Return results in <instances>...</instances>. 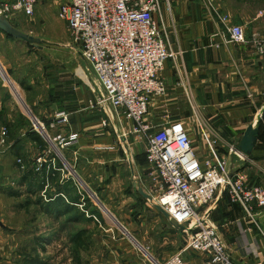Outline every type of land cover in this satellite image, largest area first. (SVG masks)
<instances>
[{"label":"crops","instance_id":"obj_1","mask_svg":"<svg viewBox=\"0 0 264 264\" xmlns=\"http://www.w3.org/2000/svg\"><path fill=\"white\" fill-rule=\"evenodd\" d=\"M251 1L162 0L160 11L169 32L168 43L180 55L175 60L168 58L164 61L159 76L165 84V92L150 98L144 119L152 129H160L171 122H182L199 160L206 156L209 140H214L218 152L227 158L232 175L243 174L248 183L264 186V56L257 55L248 44L230 41L227 23L221 21L214 11L217 8L228 15V24L243 26L247 36L254 32L264 33V17L262 13H253ZM5 3L11 2L1 3L0 7ZM78 63L74 74L79 79V71L86 76L89 74L93 81V84L87 81L90 92L81 86V81H73L75 77L70 69L60 68L56 78L48 82L52 84L48 96L39 93L29 96L28 90H25L23 94L26 97L22 95V101L30 110L31 106H35L37 113L33 112L34 115L43 121L51 120L57 113L67 115V122L58 124L56 130L78 133V142L67 151L68 159L88 191L91 195L95 194L99 201L111 203L115 201L113 196L120 194L133 200L134 195L139 194L132 185L134 178H138L144 191L151 194L153 181L150 182L144 147L140 145L142 152H139L130 136L125 135L131 122L108 104L93 109L87 106L88 101L102 95L103 90L92 70H85ZM11 79L17 91V82ZM39 83V87L45 84L48 89L46 81ZM4 86L0 73V130L5 127L7 133L13 131L12 135H15L17 131L20 134L17 133L14 138L7 136V150L0 153V264H35L31 259L47 264V258H53L48 248L62 238L68 241L69 248L65 249H69L67 253L73 261L68 239L71 222L65 221L66 214L54 217L39 212L34 204L26 208L22 207V201L7 199V196H23L26 191L20 190L25 183H19L17 190L20 195H8L3 180V157L16 149L17 152L22 151V142L25 141L33 153L28 154L25 150L23 154L20 152L19 157L28 168L38 149L35 142L25 135L31 130L30 126H25L29 118L14 107V97L12 99L3 93ZM28 109L24 108L27 114ZM258 116H261V125L251 153L239 157L229 152V148H235L246 127ZM124 142L129 148L130 159L123 151ZM30 158L32 163L27 165ZM55 182L59 183L58 178ZM74 189L68 193L58 191L51 180V187L44 192L45 198L42 196L43 188L35 191L33 198L40 196L47 201L51 199L47 193L53 197L60 195L81 211L86 194L77 187ZM69 196L77 197L79 201L70 202L69 199L73 198ZM83 211L86 216H91ZM201 215H206L207 221L216 227L225 249L237 264H264V208L256 209L253 219L249 218L238 203L229 200L226 189L221 188L209 203L202 206ZM72 224L81 227V220L77 219ZM140 225H144V220ZM41 226L45 233L41 232ZM156 234L165 242L166 233L157 229ZM168 235L172 237L170 245L162 251L160 244L146 230L139 236L133 234L132 241L124 237L117 239L116 235L109 233V239L102 248L93 250L89 256L91 260L86 264H135L142 258L138 252L145 253L144 249H149L148 246H152L154 251H162L157 256L152 255L155 259L164 260L183 247L188 238L187 232L174 228ZM39 237L46 240L38 242ZM78 257L77 264H81V249L78 250ZM184 258L185 264H210L205 253L187 251Z\"/></svg>","mask_w":264,"mask_h":264},{"label":"built area","instance_id":"obj_2","mask_svg":"<svg viewBox=\"0 0 264 264\" xmlns=\"http://www.w3.org/2000/svg\"><path fill=\"white\" fill-rule=\"evenodd\" d=\"M162 0H65L57 16L66 23L75 44L89 63L103 93L88 101V107L110 105L131 122L125 133L132 143L142 144L146 164L152 176L159 204L177 223L191 221L183 247L164 260L144 255L135 264H185L184 253H205L210 264H237L228 254L216 227L201 222V208L209 203L218 189H226L228 198L238 203L249 218L256 209L264 208V186L250 184L243 174L229 176L227 158L221 155L214 140H209L206 156L199 160L191 145L189 133L180 121L152 129L145 121L149 100L163 94L165 84L159 76L164 61L175 60L179 51L168 43L169 32L161 18ZM37 0H14L0 7L6 17L12 12L31 16ZM227 23L229 39L250 45L264 56V33L246 35L243 26L230 23V18L214 9ZM260 13V12H259ZM32 128L45 141L44 149L34 157V172L46 169L42 196L51 187L58 173L59 183L71 180L80 189L81 179L66 155L78 142V133L58 132V124L67 122V115L57 113L49 121L32 114ZM55 131L54 133H52ZM7 129L0 130V153L7 149ZM229 152L243 155L230 147ZM20 169L26 166L16 159ZM57 180V179H56ZM64 196V195H63ZM153 197V196H152ZM96 219V218H95Z\"/></svg>","mask_w":264,"mask_h":264},{"label":"rangeland","instance_id":"obj_3","mask_svg":"<svg viewBox=\"0 0 264 264\" xmlns=\"http://www.w3.org/2000/svg\"><path fill=\"white\" fill-rule=\"evenodd\" d=\"M63 1L65 0H37V4L31 16H25L21 12H12L8 15L7 18L18 28L28 33L44 36V38L49 41L72 44V35L67 28L66 23L57 16V9ZM4 2H12V0H0V5ZM250 6H253V13L260 12L262 13L261 16L264 17V0H252ZM0 59L1 64L3 61L2 66L5 72L4 73L0 69L2 80L5 84V86L2 87L5 91L3 93L10 98L12 97V99L14 97V107L18 110H22L25 113L26 117L29 118V120H26V124L25 122H23V124L28 127L30 125L32 126L30 121V114H34L37 112L34 109L35 106L34 108L31 106V110L29 109L30 112L32 111L31 113L29 112V114H27L25 112L24 108L26 107V102L24 103L22 101V95H25L26 97V94H23L25 90H28L29 96L31 94L37 93L44 95V97L48 96L52 89V84L48 82H51L52 79L56 78V75L60 71V68L70 69L72 72L71 75L75 77L73 81H81V86L86 87L87 91L89 92L90 89L87 85V81L90 82V84H93V81L88 73L86 76L82 74L81 71H79L81 79H79L74 74L75 68L78 67L77 65L79 64V61L73 54L51 48H28L22 43L12 41L11 38L6 37L3 34H0ZM11 78H13V80L17 82V84L15 83V87L17 88L18 92L15 91V89L11 85V82L9 81H12ZM40 81H46L48 83V89L45 87V84L42 85V87H39L38 85L41 84L39 83ZM20 82H22L23 85H21ZM54 132L55 131H53L52 133ZM17 133L18 132L16 131L15 135H17ZM12 134H14L13 131H10V133L8 132V136L10 138L15 137V135ZM140 145L142 144H135L137 149L140 150L139 152H142V147ZM22 147V151H10L8 154H6V156L3 157V164L5 165L2 169V171H4L3 180L7 189H19L18 187H20L19 180L24 174L18 167L16 161V159L20 156V152L21 154H23L26 150L28 154L33 153V150L31 152L29 151L30 146L28 143L26 144L25 141L22 142ZM123 151L125 152L124 147ZM66 155L68 156V154ZM32 158L29 159V163H27V165H31L33 160ZM148 174L151 177V182L152 176L149 169ZM79 186L81 191H83V193H85L86 196H88V198L91 200L92 204L94 205L95 211V215L91 214V212L89 211V215H91L89 216L91 217L90 221L81 220V227H84V229H86L87 231V243H85V247H81V264L90 262L91 257L89 256H91V253L93 252V250H95V248H102L103 243L106 242L107 239H109V233L111 235H116L117 239L120 237H124L132 241L131 236L133 234L139 236L140 233L146 230V233H148L150 237H152L156 242H158V244H160V250L164 251L166 249L165 247L170 245L169 240L172 239V237L168 234L172 233L173 227L153 207V205L141 195H134L133 200L122 194L118 196L114 195L113 200L115 201L111 203H103L102 201H99L100 199L98 200L95 197V194L91 195L82 181L79 183ZM20 190L26 191V186L22 187ZM151 192L153 198L154 196H157L156 191L152 190ZM25 197L26 193H23V196L21 195L18 198H9L7 196V199L9 201L23 202ZM116 220L124 228L120 226ZM143 220L144 225L142 226L140 225V223ZM157 229L162 230L164 233H166L164 240L165 242H163L162 238L158 239L156 234ZM41 232L45 233L43 226H41ZM55 233L57 235L61 234L58 232ZM63 239L64 238L58 240L57 242H55V244H52V246L48 248L50 251L49 255L52 254L53 258L50 257L51 260L50 258H47V264H75L73 263L74 259H72L73 261L69 259V255L67 253L69 249L68 251L67 249H65V247L69 248L68 241H65ZM145 248L148 253H151V256H157L158 253L161 254L162 252H158L156 250L154 251L152 249V246H148L149 249H147V247ZM138 253L141 256L147 255L146 252L144 253L141 250ZM127 263H131V261H127Z\"/></svg>","mask_w":264,"mask_h":264},{"label":"trees","instance_id":"obj_4","mask_svg":"<svg viewBox=\"0 0 264 264\" xmlns=\"http://www.w3.org/2000/svg\"><path fill=\"white\" fill-rule=\"evenodd\" d=\"M11 24H13L15 27H17L13 22H11ZM4 35L6 37L11 38L7 34H4ZM11 39H13V38H11ZM27 46L33 47L31 45H27ZM33 48H35V47H33ZM20 83L22 85V82H20ZM30 129L31 130L28 131L25 135H26V137L30 138L32 141L35 142V144L37 145L38 153H39L40 150L44 149L46 143L41 138V136L36 131L33 130L31 125H30ZM68 149H67V151H68ZM17 150L18 149H16V151ZM66 154H68V153L66 152ZM144 156H145V154H144ZM26 168H27V166H26ZM25 170L26 171H24V174L22 175L21 179L19 180L20 184L25 183V186H26V197H25L24 201L21 203L22 207L28 208L30 204H34L38 208V211L42 212L44 214H51V216H54V217L64 215V214L67 215L65 218V221L67 223L71 222V225L69 227V232H68L70 249H71V252L73 254L74 262H75V264H77L79 262L78 250H80L81 247H85V243H87L86 242L87 231H86V229H84V227H78L77 228L72 223L74 221H76L77 219H80L83 221H90L91 217L86 216L85 212L83 210H86L88 214H90L89 213V211H90L91 214L95 215L94 205L92 204L91 200L86 195H84V205H83V210H81V211H78V208L76 205L66 202V200L63 197H61L60 195L53 197V195H50L49 193H47V195L51 198L47 201L44 200L40 196H35V198H33L35 191L41 190L44 186L46 169L43 168V170L40 173H38V172H34L33 168L30 166ZM57 178H58V173H56V176L52 178V182H54L56 184V189L58 191H63L65 193H68V191L70 189H73V191L75 190L74 188L76 186L73 184V182L71 180H68V181L60 184L58 182H55V180ZM7 193L9 196H12V197H16V196L20 195L19 191H17V189L14 190L13 188L8 189ZM69 198H73V200L69 199L70 202H73V203H77L79 201L77 199V197H72V196L70 197L69 196ZM43 240H46L45 237L37 238L38 242L43 241ZM31 260L35 261V264H44V262L39 261V259L37 261L35 259H31Z\"/></svg>","mask_w":264,"mask_h":264},{"label":"water","instance_id":"obj_5","mask_svg":"<svg viewBox=\"0 0 264 264\" xmlns=\"http://www.w3.org/2000/svg\"><path fill=\"white\" fill-rule=\"evenodd\" d=\"M0 31L4 34H7L8 36H10L11 38H13L17 41H20V42L25 43L27 45H31L37 49L51 48V49H56V50L71 53L78 59V61L80 62V64L82 65V67L85 70L91 69L89 63L84 58L81 50L75 44H68V43H64V42H53V41H49V40L45 39L44 36L33 35L31 33L23 31V30L15 27L13 24H11L9 19L2 13H0ZM0 69H1V71L4 72L1 65H0ZM11 85H12V83H11ZM26 108L28 109L27 106H26ZM29 112H30V110H29ZM31 116H32V114H31ZM260 123H261V116H258L255 120H253L246 127V129L243 132L242 137L240 138L239 142L236 144L235 150L240 152L243 156H248L251 153L253 147L255 146L257 139H258ZM122 138H123L122 140L124 141L125 138L124 137H122ZM123 147L125 149V153H126L127 157L129 158L130 157L129 148H128L127 144H125V142L123 144ZM231 175H232V173L229 174V176H231ZM132 185H133V187L136 188L138 193L143 198L147 199L153 205V207L168 221V223L174 229H176L179 232H187V231L194 228V225L191 221H185L183 223H177L174 219H172L169 216V214L159 204H157L156 202L153 201L152 195L144 191V189L141 186L138 178L133 179ZM205 219H206V215H202L201 222L204 223ZM118 224L120 226H122L119 222H118ZM133 240L136 242V244H138L134 238H133ZM144 251L146 252V254L150 255L145 249H144Z\"/></svg>","mask_w":264,"mask_h":264}]
</instances>
